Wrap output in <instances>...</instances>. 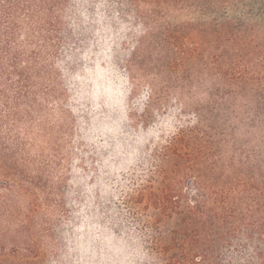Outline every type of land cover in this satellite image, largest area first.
I'll use <instances>...</instances> for the list:
<instances>
[{
	"label": "trees",
	"instance_id": "obj_1",
	"mask_svg": "<svg viewBox=\"0 0 264 264\" xmlns=\"http://www.w3.org/2000/svg\"><path fill=\"white\" fill-rule=\"evenodd\" d=\"M97 210L264 264V0H0V264H86Z\"/></svg>",
	"mask_w": 264,
	"mask_h": 264
},
{
	"label": "rangeland",
	"instance_id": "obj_2",
	"mask_svg": "<svg viewBox=\"0 0 264 264\" xmlns=\"http://www.w3.org/2000/svg\"><path fill=\"white\" fill-rule=\"evenodd\" d=\"M24 199H20V204H25ZM102 202H99L97 208L102 209ZM82 210L76 211L75 222L81 221L80 214ZM104 216L101 212L96 211V223L88 225L87 232L82 233L78 227H75L74 234L71 237L75 238L78 247V253L84 254L86 251L80 250L82 248L81 238L83 234H87L91 240L87 248V256L83 255V259H88L86 264H164L159 260L158 252L156 251V244L152 239L158 238L160 234L164 236H171V230L177 227L175 223L176 218H160L159 213L155 211L148 212V219H150V227H144V219H128L125 221L128 225L119 235L113 233L108 226H105ZM45 217L42 216V219ZM57 219V215L53 216ZM41 216L39 217V220ZM41 221V220H40ZM111 231V234H110ZM105 232L109 233L106 238ZM64 234H60L62 237ZM111 240V241H110ZM110 245H115L114 248H109ZM107 246L110 251H107Z\"/></svg>",
	"mask_w": 264,
	"mask_h": 264
}]
</instances>
